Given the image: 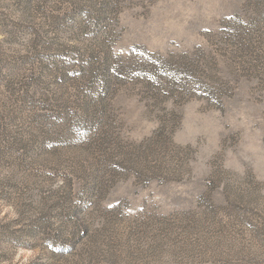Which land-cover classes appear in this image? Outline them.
<instances>
[{"label":"rangeland","instance_id":"obj_1","mask_svg":"<svg viewBox=\"0 0 264 264\" xmlns=\"http://www.w3.org/2000/svg\"><path fill=\"white\" fill-rule=\"evenodd\" d=\"M0 264H264V0H0Z\"/></svg>","mask_w":264,"mask_h":264},{"label":"trees","instance_id":"obj_2","mask_svg":"<svg viewBox=\"0 0 264 264\" xmlns=\"http://www.w3.org/2000/svg\"><path fill=\"white\" fill-rule=\"evenodd\" d=\"M170 76H171V74H172V70L170 71V73H168Z\"/></svg>","mask_w":264,"mask_h":264}]
</instances>
